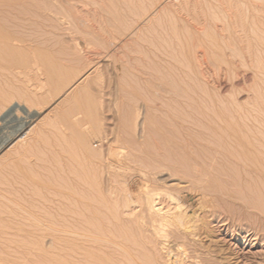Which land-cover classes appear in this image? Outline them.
Returning a JSON list of instances; mask_svg holds the SVG:
<instances>
[{
  "label": "rangeland",
  "instance_id": "374dc122",
  "mask_svg": "<svg viewBox=\"0 0 264 264\" xmlns=\"http://www.w3.org/2000/svg\"><path fill=\"white\" fill-rule=\"evenodd\" d=\"M0 96V147L35 115L0 148L11 264H172L177 241L181 264H264L247 231L264 233L248 211L264 212V0H0ZM149 199L180 202L212 236L191 241L171 220L158 238L152 221L170 214Z\"/></svg>",
  "mask_w": 264,
  "mask_h": 264
},
{
  "label": "bare ground",
  "instance_id": "6f19581e",
  "mask_svg": "<svg viewBox=\"0 0 264 264\" xmlns=\"http://www.w3.org/2000/svg\"><path fill=\"white\" fill-rule=\"evenodd\" d=\"M83 17V16H82ZM104 19V18H103ZM93 26V25H92ZM96 30V29H95ZM88 33V32H87ZM109 34V33H108ZM84 46V45H83ZM87 47V46H86ZM83 49H84V47H83ZM222 56V55H221ZM96 57V56H95ZM20 59V58H19ZM24 59V58H23ZM123 59V58H122ZM119 82V81H118ZM120 83V82H119ZM118 85V84H117ZM0 103H4V98L2 97V96H0ZM20 112V110H19V107L18 108H14V109H12V110H10L7 114H6V117L7 116H10V117H13V115H16V116H18L19 115V112ZM18 112V113H17ZM18 114V115H17ZM12 115V116H11ZM27 115V117H26V119L24 120V122H23V124H24V126H25V129H24V131L23 132H20V134L18 133V132H15V133H13L11 136H9L8 138H7V140H5L4 142H3V145L1 146L2 148H3V146H5V145H8V146H11V145H14L15 143H17V142H19V141H21V140H23V139H25L26 138V136H28V134H29V132H31L32 131V127H31V125H32V121H33V118H34V113L33 114H26ZM73 115V114H72ZM74 116V115H73ZM138 116H141V115H138ZM15 117V116H14ZM71 122V121H70ZM34 123V122H33ZM71 124V123H70ZM23 126V127H24ZM19 131V130H18ZM74 133V132H73ZM124 139V138H123ZM0 147V148H1ZM12 147V146H11ZM189 147V146H188ZM191 147V146H190ZM123 148V147H122ZM126 149V148H125ZM142 149V148H141ZM182 149V148H181ZM120 150V149H119ZM193 150V149H192ZM183 151V150H182ZM186 153V152H185ZM117 155L118 156V158L120 159V161L122 160V157L124 156V152H116V151H114V149H111V152H110V155L108 156V157H113V155ZM107 157V156H106ZM105 159V158H104ZM264 160V159H263ZM50 161V160H49ZM88 166V165H87ZM63 167V166H62ZM87 168V167H86ZM17 169V168H16ZM31 169V168H30ZM51 169V168H50ZM28 170V169H27ZM34 170V169H33ZM251 170H253V171H258V172H263L262 170H261V168L259 167V166H256V167H252L251 168ZM23 171V170H22ZM211 172V171H210ZM22 173V172H21ZM36 173V172H35ZM39 173V172H38ZM53 174V173H52ZM23 175H24V178L25 179H29L30 181H32V182H36L37 183V181L38 180H36L35 178H37V177H34L29 171L28 172H26V173H23ZM260 175V174H259ZM41 177V176H40ZM69 177V176H68ZM22 178V177H21ZM39 178V177H38ZM49 178V177H48ZM73 179V178H72ZM19 180V179H18ZM47 180V179H46ZM56 180V179H55ZM183 180V179H182ZM41 181V180H40ZM209 181V180H208ZM52 182V181H51ZM44 183V182H43ZM53 183V182H52ZM79 184V183H78ZM12 185V184H11ZM22 185V184H21ZM25 186V185H24ZM52 186V185H51ZM61 187V186H60ZM82 187V186H81ZM56 188V187H55ZM67 188V187H66ZM87 188V187H86ZM93 188V187H92ZM33 189V188H32ZM57 189V188H56ZM221 189V188H220ZM68 191H69V189H67ZM1 191V190H0ZM11 192V191H10ZM78 192V191H77ZM88 192V191H87ZM4 193V192H3ZM96 193V192H95ZM205 193H207V194H209V193H211V192H205ZM60 194V193H59ZM75 194V193H74ZM155 194V193H154ZM170 194V193H169ZM204 194V193H203ZM202 194V195H203ZM14 195V194H13ZM12 195V196H13ZM84 195V194H83ZM86 195V194H85ZM84 195V197H81L80 198V201H81V203L84 205V207H88L91 211H92V214L90 213V215H96V210H98V209H96V208H98V204H99V199H98V197L95 195V194H92V193H89V194H87L86 196ZM156 195V194H155ZM67 196V195H66ZM151 196H153V195H151ZM204 196V198L203 199H205V198H207L208 196L210 197V195H203ZM14 197V196H13ZM157 197H158V195H157ZM173 197V196H172ZM209 197H208V199H209ZM36 198V197H35ZM230 198V197H229ZM67 199V198H66ZM155 199H156V197H155ZM154 199V200H155ZM174 199V198H173ZM176 199V198H175ZM73 200V199H72ZM172 200V199H171ZM70 201V200H69ZM206 201H209V200H206ZM10 202H12L11 200H10ZM154 201H151L150 199L148 200V207H149V211H151V212H155L157 215H160V214H162L164 211H163V208H161V207H157L156 205H155V203H153ZM155 202H156V200H155ZM239 202H240V200H239ZM244 202V201H243ZM19 203V202H18ZM171 203V202H170ZM16 204V203H15ZM72 204V203H71ZM77 204L79 205V203L77 202ZM10 205V204H9ZM22 205V204H21ZM159 205V204H158ZM176 205H177V210L174 212L173 211V209H171L173 212H171V210L170 211H165L164 213L166 214V213H169L170 214V216L168 217V216H162L163 218H161V219H159L158 221H155V220H153L152 221V224H151V227L153 228V231H154V234L158 237V238H162V239H164L165 241H167V232H166V230H165V227L166 226H168V222H170V223H172L173 221H175V222H177L179 225L178 226H180V228H181V233H180V235L179 236H181V235H184V237H187V239H189V240H191V241H194V242H197V240H195L196 238H197V236H199V238L200 237H202V235H205V236H212L211 234H212V228H210V224H209V220H207L206 218H204V217H199L198 215H196V216H191V215H189V214H187V212L185 211V208H184V206H183V204H181L180 202H178V203H176ZM68 206V205H67ZM81 206V205H80ZM83 207V206H82ZM26 208V207H25ZM79 208V207H78ZM175 208V207H174ZM7 209V208H6ZM248 209V208H247ZM254 209V208H253ZM28 210H29V208H28ZM73 210V209H72ZM88 211V210H87ZM252 215H253V217L255 218H258L259 220H261V219H263V221H264V212H260V213H258V212H256V210L254 209V210H248ZM258 211V210H257ZM262 211H264V210H262ZM11 212V211H10ZM24 212V211H23ZM26 212V211H25ZM70 212V211H69ZM11 213H13V212H11ZM28 213V212H27ZM34 213V212H33ZM86 213V212H85ZM88 213V212H87ZM14 214H16V213H14ZM18 214V213H17ZM16 214V215H17ZM78 214V213H77ZM77 214H75V215H77ZM15 215V216H16ZM33 216V215H32ZM88 216V215H87ZM219 216V215H218ZM43 218H41L42 219V222L40 223V225H42V226H44L45 227V229L47 230L48 228H50V223H48L49 221H47L46 220V217H45V219H44V216H42ZM65 217V216H64ZM69 217V216H68ZM76 217V216H75ZM95 217V216H94ZM159 217V216H158ZM88 218V217H87ZM86 218V219H87ZM194 218H197V220H199V221H201L200 223V226H198V225H195V224H193V222H194ZM261 218V219H260ZM18 219V218H17ZM40 219V220H41ZM84 219V216H80L79 215V217H78V220L81 222L82 220ZM88 219H92V218H88ZM96 219H97V216H96ZM95 219V220H96ZM158 219V218H157ZM240 219V218H239ZM29 220V219H28ZM93 220H94V218H93ZM171 220H173L172 222H171ZM24 221V220H23ZM30 221H31V219H30ZM88 222H89V220H87ZM230 224H232V225H234V226H238V220L237 219H235L234 217H232V218H230ZM262 221V220H261ZM260 221V222H261ZM32 222V221H31ZM38 222H39V219H38ZM37 222V224H38V226H40L39 225V223ZM257 222V221H256ZM1 223V222H0ZM35 224H36V222H35ZM193 224V225H192ZM239 225H241V224H239ZM257 225H259V223L257 224ZM261 225H263L264 226V223L263 222H261ZM53 226H55V225H53ZM241 226H243V225H241ZM240 226V227H241ZM251 226V225H250ZM76 227V226H75ZM239 227V228H240ZM59 228V227H58ZM262 228L263 227H257V226H252L251 227V229H253V231L251 232V230H247L248 231V233H249V235H256V236H259V237H261V238H264V233H262ZM54 229V228H53ZM243 230V229H242ZM241 230V231H242ZM245 230V229H244ZM32 231H35V230H32ZM40 231H42V230H40ZM3 232V231H2ZM30 232V231H29ZM44 232V231H43ZM60 232H62V231H60ZM65 233V232H64ZM69 233V232H68ZM54 234V233H53ZM196 237V238H195ZM258 237V238H259ZM34 238V237H33ZM206 238V237H205ZM201 239L202 238H200L198 241H200L201 242ZM208 239V238H207ZM36 240V239H35ZM202 242H203V240H202ZM172 242H170V244H171ZM175 243V245H173V246H171V245H169V243L168 244H166L167 245V251H168V255H173L175 258L172 260V264H181V263H184V262H186L187 261V259H189V258H191L190 257V250H188L187 249V247H186V243H184V242H178L177 241V243L176 242H174ZM173 243V244H174ZM192 243V242H191ZM197 243H199V242H197ZM204 244V243H203ZM202 245V244H201ZM39 246V245H38ZM197 246V245H196ZM206 246V245H205ZM202 248V247H201ZM204 248V247H203ZM197 249H199V248H197ZM165 251V250H164ZM166 251V252H167ZM199 252V251H198ZM202 254V253H201ZM198 255V254H197ZM196 255V256H197ZM170 258H171V256H169ZM198 257V256H197ZM200 257V256H199ZM225 257H227V256H225ZM224 257V258H225ZM194 258V257H193ZM195 259V258H194ZM201 259V258H200ZM200 259H198V258H196L195 260H196V263L197 264H204V263H202L201 261L202 260H200ZM226 259V258H225ZM224 259V260H225ZM229 259V258H228ZM228 259H226L227 261H229ZM171 260V259H170ZM230 260H231V258H230ZM204 261V260H203ZM226 261V262H227ZM206 262H208V261H206ZM231 262V261H230ZM229 262V263H230ZM225 263V262H224ZM228 263V264H229ZM0 264H11L10 263V261L8 260V259H6V258H4V257H2V256H0Z\"/></svg>",
  "mask_w": 264,
  "mask_h": 264
}]
</instances>
